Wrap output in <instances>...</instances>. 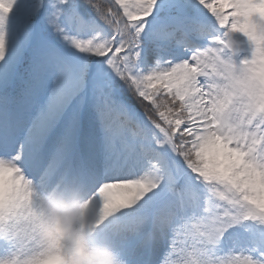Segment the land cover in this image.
<instances>
[{"label":"snow or ice","instance_id":"snow-or-ice-1","mask_svg":"<svg viewBox=\"0 0 264 264\" xmlns=\"http://www.w3.org/2000/svg\"><path fill=\"white\" fill-rule=\"evenodd\" d=\"M72 190L126 264H264V0H0V264Z\"/></svg>","mask_w":264,"mask_h":264},{"label":"clouds","instance_id":"clouds-1","mask_svg":"<svg viewBox=\"0 0 264 264\" xmlns=\"http://www.w3.org/2000/svg\"><path fill=\"white\" fill-rule=\"evenodd\" d=\"M229 39L234 50H242L243 44L237 37ZM97 214L98 206L82 192L54 191L44 197L39 238L66 250L64 261L50 264H126L113 245L98 239V229L89 228Z\"/></svg>","mask_w":264,"mask_h":264}]
</instances>
